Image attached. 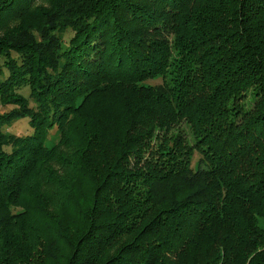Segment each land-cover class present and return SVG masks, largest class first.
<instances>
[{"label":"trees","instance_id":"obj_1","mask_svg":"<svg viewBox=\"0 0 264 264\" xmlns=\"http://www.w3.org/2000/svg\"><path fill=\"white\" fill-rule=\"evenodd\" d=\"M0 56V264H264V0H0Z\"/></svg>","mask_w":264,"mask_h":264},{"label":"rangeland","instance_id":"obj_2","mask_svg":"<svg viewBox=\"0 0 264 264\" xmlns=\"http://www.w3.org/2000/svg\"><path fill=\"white\" fill-rule=\"evenodd\" d=\"M3 63V59L0 56V80H2L6 75H7V69L3 68L2 66ZM150 83H158L160 82L159 79L157 80H150ZM22 93L27 94L28 90L27 89H22ZM11 108L10 105H2L0 103V113L7 111ZM3 129L6 132H11L17 135H23V134H27L28 132H31V128L28 125V119L27 118H21L19 120H15L11 125L8 126H4ZM54 143V140H49L48 141V145H51ZM194 158H193V162H195L198 158V155L195 153L194 154ZM258 224L264 228V218H258Z\"/></svg>","mask_w":264,"mask_h":264}]
</instances>
